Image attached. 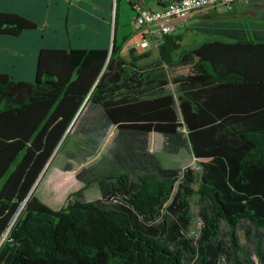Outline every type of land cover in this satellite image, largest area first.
Returning a JSON list of instances; mask_svg holds the SVG:
<instances>
[{"label": "trees", "instance_id": "trees-1", "mask_svg": "<svg viewBox=\"0 0 264 264\" xmlns=\"http://www.w3.org/2000/svg\"><path fill=\"white\" fill-rule=\"evenodd\" d=\"M120 1L109 49H42L33 82L0 74V264H194L198 257L218 264L221 223L228 230L229 264H243L240 257L252 264L238 239L242 221L253 226V252L264 264V38L186 49L181 35H164L156 63L172 78L165 76L160 95L144 97L150 73L136 62L149 54L134 56L130 49L129 62L121 57ZM35 28L18 15L0 13V35ZM177 66L187 69L175 76ZM167 86L176 87L177 95L165 93ZM109 101L115 104L105 109L110 124L133 135L159 133L172 153L187 147L199 161V176L186 168L180 177V170L149 160L144 169L135 168L133 190L126 176L104 177L97 181L102 199L82 201L79 191L69 195L76 197L71 203L50 209L35 195L40 181L83 105ZM110 179L117 191L105 190ZM193 196L207 205L199 239L186 233Z\"/></svg>", "mask_w": 264, "mask_h": 264}, {"label": "crops", "instance_id": "crops-1", "mask_svg": "<svg viewBox=\"0 0 264 264\" xmlns=\"http://www.w3.org/2000/svg\"><path fill=\"white\" fill-rule=\"evenodd\" d=\"M136 3H140L150 11H158L164 7L166 0H130V2L129 0H122L119 3V10L127 9L129 13L124 21H121L118 15L119 28L116 32V44L122 46L121 57L124 50L129 52L130 49L134 50V56L149 54V57L139 60L138 63H140L151 57L152 51L150 53L149 50L152 48L148 51H142L138 47L139 30L133 23L134 13L132 9V5ZM211 11H217V8L200 12V14L205 15ZM0 13L15 14L36 25L35 29L23 31L19 36L0 35V74L7 75L13 81H34L38 54L42 49L107 50L111 46L113 36L112 0H0ZM197 15L199 13L189 16L187 20L180 23V27L172 35H181L183 42L184 32L200 28V19ZM248 36L250 34L246 33L244 38ZM227 37L233 38L231 35ZM125 38H128V40L123 42ZM134 38L138 40L136 47L139 48V51L130 44ZM182 46L186 49H192L197 45L191 48L186 47L184 44ZM125 61L129 62L130 60ZM156 61L157 59L153 60L151 66L136 64L144 67V70L150 73L143 94L144 97L161 94L159 85L165 79L166 72L165 68ZM177 67L172 69L175 76L187 69L183 66ZM118 103L120 104V102ZM112 105H115L114 101L106 102L104 105L89 102L83 105L79 119L73 129L76 128L77 133L81 135L91 137V149L98 142L102 144H105V141L108 142V145L105 144L109 155L108 166L96 170L84 169L77 174L74 173L75 180L79 179L78 189L69 192L68 197L79 191L82 192L81 196H83L87 187L96 185L99 192V197L96 200H100L104 197V190L103 187L98 185L97 181L104 177L120 175L126 176V180L128 178L134 180L133 178H135L137 181L136 167L144 169L143 167L148 166L149 160L162 167L158 154H173L171 151L164 149V137L159 133L150 132L146 135H133L130 132L119 131L116 125L110 124L107 121L105 109ZM179 150L174 154H178ZM59 154L55 156L53 162ZM109 182H112V186L115 187L114 190L117 191L119 188L117 181L110 179ZM87 183L90 184L84 187ZM98 192L96 193L98 194Z\"/></svg>", "mask_w": 264, "mask_h": 264}, {"label": "rangeland", "instance_id": "rangeland-1", "mask_svg": "<svg viewBox=\"0 0 264 264\" xmlns=\"http://www.w3.org/2000/svg\"><path fill=\"white\" fill-rule=\"evenodd\" d=\"M239 1L242 2L238 3ZM239 1H236L234 5H232L228 10L227 8L225 9L222 7H218L217 11L207 12L209 14L206 13L205 15H203L199 13V15L197 16L200 19V28L184 32L183 34L185 35L182 44H184L186 47L191 48L192 46H196L202 42H231V38L227 36L231 35V37L233 38H239L246 36V33L250 34L251 37L264 38V0ZM236 5L239 6V8H237ZM114 8L115 2L114 0H112L111 19L113 18ZM118 13L121 21H124L126 20L127 14L129 12L127 9H121L118 11ZM129 25L131 26L130 23ZM130 44L131 46H135L136 50L139 51V46L136 47L138 45L137 38H134ZM150 51H152V53ZM150 51L149 52L151 53V57L149 59L143 60L140 63L136 62V64H145L147 66H150L151 62L158 58L155 47H153ZM122 57L124 60H130V53L128 52V50H124V52L122 53ZM165 72L168 79L172 78L171 71L168 72L167 70H165ZM172 92L177 95L176 87L167 86L165 88V93L171 94ZM178 131L183 135H185L186 133V129L184 127L179 128ZM90 138L91 137L89 135H81L77 133L76 128H74L69 134L66 144L61 150L60 154L57 156L51 167L48 168L44 177L40 181L35 195L43 204H45L50 209L59 210L68 202L71 203L73 201L74 198H68V200L67 197L69 192L78 189L77 183L79 182V179L75 180V177H73L74 173L77 174L84 169L96 170L108 166L107 161L109 159V155L107 154L106 146L108 145V142L105 141L106 145L98 142V144H95L91 149L92 142H90ZM186 148L187 147L180 148L178 154H158L160 158V164L164 169L180 170V177L183 170H185L186 168H191L196 172V175L198 177L200 174L199 161H197L191 155L190 151ZM133 179L134 180L128 178L127 180V188L130 190H133V188L138 183L135 178ZM106 183L107 184L105 190H114L115 187L112 186V182H109L108 180ZM178 185L179 182L177 181L175 183L173 191L174 193L178 189ZM96 192H98L96 185H92L89 188L87 187L86 191L83 193V196L80 197V200H85V202L96 201V199H98L99 197V192L98 194ZM116 196L117 198H119L118 195ZM189 205L192 218L191 223L186 230V233H188V235H191V237L199 239L203 227V220L201 216L203 211L207 209V205L205 203H200L196 196L190 197ZM173 218L176 217L173 216ZM261 232L264 248V231ZM252 233L253 226L249 222L242 221L238 226V239L239 243L244 249V253L249 256L250 262L252 264H258L253 252L254 239L252 237ZM218 238H220L218 240V264H229L230 249L228 245V230L224 223H221L220 225ZM197 259L194 264H197V262L198 264H203L205 261L201 257L200 261L199 257ZM240 260L243 264H245L243 257H240Z\"/></svg>", "mask_w": 264, "mask_h": 264}, {"label": "built area", "instance_id": "built-area-1", "mask_svg": "<svg viewBox=\"0 0 264 264\" xmlns=\"http://www.w3.org/2000/svg\"><path fill=\"white\" fill-rule=\"evenodd\" d=\"M239 0H166L164 7L158 11H150L140 3L132 5L133 23L138 28L139 48L148 51L160 43L164 35H172L179 23L189 16L224 7L229 9Z\"/></svg>", "mask_w": 264, "mask_h": 264}, {"label": "water", "instance_id": "water-1", "mask_svg": "<svg viewBox=\"0 0 264 264\" xmlns=\"http://www.w3.org/2000/svg\"><path fill=\"white\" fill-rule=\"evenodd\" d=\"M54 154H55V152L53 153V155H54ZM53 155H52V157H53ZM52 157H51V158H52ZM51 158H50V160H51ZM50 160H49V161H50ZM48 164H49V162L47 163V165H46L45 168L43 169L42 173H41L40 176L38 177L36 183L33 185L32 189H31L30 192H29V195H31L32 192L34 191V189H35V187H36L38 181L40 180V178H41L42 174L44 173L45 169L47 168ZM29 195H28V196H29Z\"/></svg>", "mask_w": 264, "mask_h": 264}]
</instances>
